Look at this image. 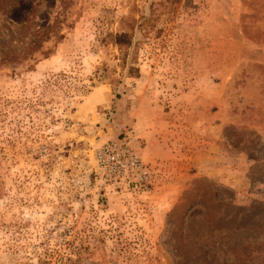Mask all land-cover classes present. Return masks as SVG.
<instances>
[{
    "label": "rangeland",
    "instance_id": "1",
    "mask_svg": "<svg viewBox=\"0 0 264 264\" xmlns=\"http://www.w3.org/2000/svg\"><path fill=\"white\" fill-rule=\"evenodd\" d=\"M124 136L157 170L134 193L94 180ZM0 264H264V0H0Z\"/></svg>",
    "mask_w": 264,
    "mask_h": 264
},
{
    "label": "built area",
    "instance_id": "2",
    "mask_svg": "<svg viewBox=\"0 0 264 264\" xmlns=\"http://www.w3.org/2000/svg\"><path fill=\"white\" fill-rule=\"evenodd\" d=\"M94 180L101 187L137 192L152 185L155 167L144 163L128 136L109 141L95 153Z\"/></svg>",
    "mask_w": 264,
    "mask_h": 264
},
{
    "label": "crops",
    "instance_id": "3",
    "mask_svg": "<svg viewBox=\"0 0 264 264\" xmlns=\"http://www.w3.org/2000/svg\"><path fill=\"white\" fill-rule=\"evenodd\" d=\"M95 96H99L96 95ZM193 101V102H192ZM194 103L193 107H197L199 110L196 115H192L191 118H195V122L198 124L207 123L208 118L206 116H210L209 118L215 117L216 120H219V123L223 124L226 122L233 123L232 120L227 118V112L225 109V104L223 101L216 99L214 101H202V100H192L190 99L189 103ZM191 106V104L189 105ZM214 113L215 115H211ZM226 115V116H225ZM165 135H153L151 133H142L141 139L144 140L142 142L143 148L140 150V155L142 159L146 162H155L160 160H170L173 161L171 163L172 166L181 165L185 169H190L192 165L190 164L193 156H189L188 154L180 155V153L176 150L175 143H168V139ZM172 145V148L170 147ZM199 151V157L203 158L199 160V164L194 168L196 171L191 174V177H196L199 173L207 171V155L206 152L201 153ZM185 156V157H184ZM182 159L185 162L181 163ZM179 162V164L177 163ZM235 172V171H234ZM233 182H235V176H232ZM235 189V183L232 186Z\"/></svg>",
    "mask_w": 264,
    "mask_h": 264
},
{
    "label": "trees",
    "instance_id": "4",
    "mask_svg": "<svg viewBox=\"0 0 264 264\" xmlns=\"http://www.w3.org/2000/svg\"><path fill=\"white\" fill-rule=\"evenodd\" d=\"M179 1V0H178ZM32 13V10L29 12V14ZM50 29V25H48L45 29L44 32H41L39 34L41 35H44L46 33V30ZM58 39L61 40L63 39V36L62 35H58ZM106 40H108L109 42H112L113 44H115V46L118 48V50L122 53V59H120V67L121 69L124 70V68H127V74L129 76H133L134 78L138 77L139 76V69L137 67L134 66L133 63L129 64L128 66H126V61H127V57H128V53L130 51V45L129 43H123V42H120V43H117L116 42V38L110 34H108L105 39H104V42H106ZM32 44H36L35 41L32 42ZM136 45H134V49H133V53L136 55ZM136 60V57L133 56L132 58V62H135ZM98 71H100V67L97 68V71H96V75H98Z\"/></svg>",
    "mask_w": 264,
    "mask_h": 264
}]
</instances>
